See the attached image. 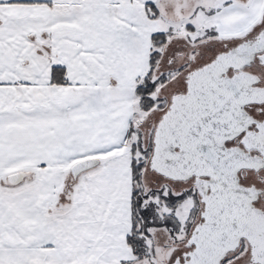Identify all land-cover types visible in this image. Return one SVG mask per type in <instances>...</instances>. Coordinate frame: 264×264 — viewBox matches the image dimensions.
Masks as SVG:
<instances>
[{
	"label": "snow or ice",
	"instance_id": "6c2138e0",
	"mask_svg": "<svg viewBox=\"0 0 264 264\" xmlns=\"http://www.w3.org/2000/svg\"><path fill=\"white\" fill-rule=\"evenodd\" d=\"M0 264H264V0H0Z\"/></svg>",
	"mask_w": 264,
	"mask_h": 264
}]
</instances>
